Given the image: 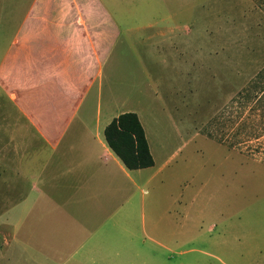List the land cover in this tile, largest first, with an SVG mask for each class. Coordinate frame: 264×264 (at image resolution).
Instances as JSON below:
<instances>
[{
  "label": "rangeland",
  "instance_id": "obj_1",
  "mask_svg": "<svg viewBox=\"0 0 264 264\" xmlns=\"http://www.w3.org/2000/svg\"><path fill=\"white\" fill-rule=\"evenodd\" d=\"M10 1L17 6L2 0L0 13H29L32 0ZM261 1L34 0L33 12L115 18L103 98L115 110L139 113L156 174L138 188L146 210L134 215L125 240L114 242L124 255L111 264L264 263V126L250 106L239 114L233 100L264 63ZM1 56L0 82L23 79L22 71L1 69ZM6 86L0 84V264H60L26 248L24 231L11 236V216L22 209L10 198L9 143L24 126L25 100L11 98ZM242 118L248 136L237 134ZM155 214L163 218L150 230Z\"/></svg>",
  "mask_w": 264,
  "mask_h": 264
},
{
  "label": "crops",
  "instance_id": "obj_2",
  "mask_svg": "<svg viewBox=\"0 0 264 264\" xmlns=\"http://www.w3.org/2000/svg\"><path fill=\"white\" fill-rule=\"evenodd\" d=\"M33 7L34 0L22 16L0 13L1 69L24 73L13 79L16 84L0 82L11 98L25 100L24 126L9 143L10 198L13 208L22 209L11 216V236L24 231L26 248L60 264H111L124 255L112 248L114 242L120 245L134 215L146 210L137 190L156 174L146 131L154 159L147 168L128 169L105 140L106 125L129 111L115 110L103 98L115 18ZM183 211L189 217L186 206ZM176 217L167 214L169 227ZM162 218L155 214L149 229H158Z\"/></svg>",
  "mask_w": 264,
  "mask_h": 264
},
{
  "label": "trees",
  "instance_id": "obj_3",
  "mask_svg": "<svg viewBox=\"0 0 264 264\" xmlns=\"http://www.w3.org/2000/svg\"><path fill=\"white\" fill-rule=\"evenodd\" d=\"M261 2L260 4H264V0ZM233 100L237 102L239 114L250 106L260 118L258 124L264 126V63L238 89ZM247 127L246 119L242 118L237 134L247 135ZM104 135L108 146L128 169L147 168L154 164L146 133L137 113H120L106 125Z\"/></svg>",
  "mask_w": 264,
  "mask_h": 264
}]
</instances>
